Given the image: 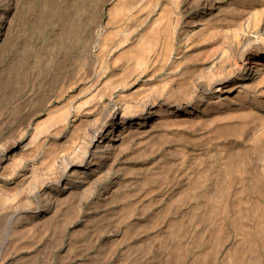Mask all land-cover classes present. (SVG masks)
Here are the masks:
<instances>
[{
	"label": "rangeland",
	"instance_id": "374dc122",
	"mask_svg": "<svg viewBox=\"0 0 264 264\" xmlns=\"http://www.w3.org/2000/svg\"><path fill=\"white\" fill-rule=\"evenodd\" d=\"M0 264H264V0H0Z\"/></svg>",
	"mask_w": 264,
	"mask_h": 264
},
{
	"label": "bare ground",
	"instance_id": "6f19581e",
	"mask_svg": "<svg viewBox=\"0 0 264 264\" xmlns=\"http://www.w3.org/2000/svg\"><path fill=\"white\" fill-rule=\"evenodd\" d=\"M118 116H119V113H118V111L116 110V111H113V113L111 114V117H110V121L113 123V129H111L110 131H109V134H112V133H115V134H118V126H117V123H116V119L118 118ZM108 134V133H107ZM103 136V134L102 133H98L96 136H95V138H94V140H95V142L96 141H98L101 137ZM18 154H17V152L11 157L12 159H14L16 156H17ZM98 165V162H97V160H93V161H91L90 163H89V166L88 167H86V168H84V169H86V170H88L89 168H92V167H94V166H97Z\"/></svg>",
	"mask_w": 264,
	"mask_h": 264
}]
</instances>
